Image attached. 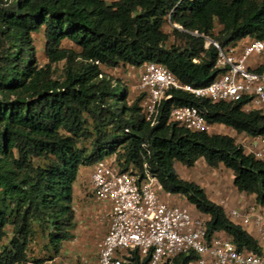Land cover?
I'll list each match as a JSON object with an SVG mask.
<instances>
[{
	"label": "trees",
	"instance_id": "obj_1",
	"mask_svg": "<svg viewBox=\"0 0 264 264\" xmlns=\"http://www.w3.org/2000/svg\"><path fill=\"white\" fill-rule=\"evenodd\" d=\"M166 22L181 27L173 26L169 46ZM40 30L43 65L33 39ZM200 34L221 48L246 38L264 40V0H0V264L29 262L37 233L58 254L72 237L79 170L110 155L122 172L136 168L142 175L146 162L159 191L182 195L193 214L207 216L209 236L227 238L239 251L262 253L252 234L197 183L181 178L174 165L190 168L202 159L211 168L222 166L232 173L234 189L254 195L264 210V162L233 136L186 129L169 112L172 106H194L209 124L250 136H264V113L172 89L150 125L143 94L129 103L125 85L103 69L153 61L181 84L205 86L219 72L218 50L205 46ZM61 61L55 77L54 65ZM195 258L193 252L180 254L172 264H192ZM129 260L148 264L137 254Z\"/></svg>",
	"mask_w": 264,
	"mask_h": 264
},
{
	"label": "built area",
	"instance_id": "obj_2",
	"mask_svg": "<svg viewBox=\"0 0 264 264\" xmlns=\"http://www.w3.org/2000/svg\"><path fill=\"white\" fill-rule=\"evenodd\" d=\"M174 27L181 29L177 24ZM205 46L217 48L213 80L202 87L181 84L165 66L153 61L140 66L136 83L143 94V114L150 125L157 120L158 108L171 97L170 90H183L215 102H241L242 111L264 113V40L242 39L225 48L205 35ZM196 61V59H193ZM171 121L193 131L213 128L194 106H172ZM240 144L247 154L264 162V136L242 133ZM143 174L133 168L120 171L115 155L98 160L89 175L91 193L96 201L109 204L108 228L99 243L97 264H128L133 254L148 258V264H172L180 254L193 252L192 264H264V210L257 204L231 208L229 217L252 228L262 253L239 251L227 238L208 235L201 214H193L187 205L168 204L159 197L161 188L146 162Z\"/></svg>",
	"mask_w": 264,
	"mask_h": 264
},
{
	"label": "rangeland",
	"instance_id": "obj_3",
	"mask_svg": "<svg viewBox=\"0 0 264 264\" xmlns=\"http://www.w3.org/2000/svg\"><path fill=\"white\" fill-rule=\"evenodd\" d=\"M110 2L112 0H106ZM173 25L166 22L163 30L168 33L166 45L169 46L174 41L172 35ZM219 29L218 25H215V32ZM34 46L36 50L37 61L39 65H43L46 62L44 54V36L42 30L33 34ZM63 46L76 47L68 42L63 41ZM62 61L55 64L54 76L58 77L61 73ZM107 74L113 79L119 80L122 85L128 90V102L131 103L137 96L138 92L134 85L136 83L138 71L132 69L126 65H119L115 69H106ZM214 133L225 134L223 126L218 127ZM81 146H88V142H83ZM37 161V160H35ZM186 177L190 181H197L198 185L203 189H207L210 195L217 196L222 192L227 194L228 199L232 198L234 192L231 185L230 172L222 166L218 168H211L206 165L202 160H199L193 167L187 168ZM196 183V182H195ZM89 191L88 182L83 186ZM84 188H81L83 192ZM233 190V192H232ZM90 197V192H86V197ZM226 197V196H225ZM90 200L86 199L87 205L76 206L78 218L74 220V225L71 228L72 237L70 240L65 241L58 254L54 255L52 251L46 246L45 238L37 233L31 240L28 248L29 262L26 264H97V254L99 243L104 236L107 229L106 217H99L95 214L90 207ZM85 206V209H84ZM9 233V229L7 230ZM6 242V239L3 240ZM36 261H42L37 263Z\"/></svg>",
	"mask_w": 264,
	"mask_h": 264
},
{
	"label": "crops",
	"instance_id": "obj_4",
	"mask_svg": "<svg viewBox=\"0 0 264 264\" xmlns=\"http://www.w3.org/2000/svg\"><path fill=\"white\" fill-rule=\"evenodd\" d=\"M128 67H130L132 69H136V71H139V68H140V67L136 68V67H132V66H128ZM103 69L106 71L107 67H104ZM113 69H115V68H113ZM220 126H223V125H212L213 129L211 130V132L215 131ZM223 128L225 129V132H226L225 134L233 136L237 142H240V138L243 135L242 133L241 134H236L235 132H233L229 128H226L224 126H223ZM199 160H202V159H199ZM174 167H175L177 173L179 174V176L181 178L188 180V178L186 177V172H185L187 170V167H185V166H183L181 164H178V163H175ZM91 170H92V166H90V167H81V169L79 170L78 176H77V178H76V180H75V182L73 184V195H72L73 202H72V206H73V209L75 211V219L79 217L78 214H77L76 206L78 207V206L84 205V204L87 205L86 204V199H89L91 201L90 204H89L90 207H91V210H93L95 212V214H98L99 217L100 216L104 217V218L106 217L107 228H108L107 213H108V210H109V204L107 202H104V201H96L93 198L92 193H91L90 184H89V175H90ZM230 177H231V181L230 182H231V185H232V173L231 172H230ZM84 182L85 183L88 182L89 191H87L85 189V188H87V185L83 186ZM195 182L198 183L197 181H195ZM81 188H84L83 192L81 191ZM232 188H233L234 192L232 190V192H233L232 195L233 196H232V198L230 200L228 199L227 194L224 195L223 192L221 194L217 195V196H214V195H210V193L208 192L207 189H204V191L206 192L207 196L211 200L215 201L216 203L220 204L223 207V209H224V211H225V213L227 214L228 217H229L228 210L231 209V208H243V207H245L247 205H250V204H256L255 200H254V195H246L244 193H239V192H237L234 189L233 186H232ZM86 192H90V197L89 196L86 197ZM159 197H160L161 200L167 202L168 204H180V205L186 204L185 198L182 195H179V194H168V193H165L163 191H159ZM84 209H85V206H84ZM199 214H201V213H199ZM201 215H203V214H201ZM203 216L207 219V216H205V215H203ZM243 227L252 234V232H251L252 228H248L246 226H243ZM106 231H107V229H106ZM252 236H253V234H252Z\"/></svg>",
	"mask_w": 264,
	"mask_h": 264
}]
</instances>
